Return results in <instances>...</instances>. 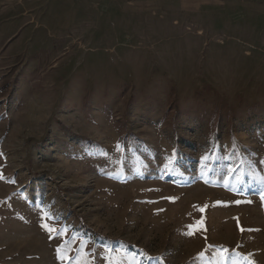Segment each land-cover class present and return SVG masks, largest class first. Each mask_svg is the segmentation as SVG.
Segmentation results:
<instances>
[{"label":"rangeland","instance_id":"rangeland-1","mask_svg":"<svg viewBox=\"0 0 264 264\" xmlns=\"http://www.w3.org/2000/svg\"><path fill=\"white\" fill-rule=\"evenodd\" d=\"M178 4L0 0V264H264V0Z\"/></svg>","mask_w":264,"mask_h":264},{"label":"crops","instance_id":"crops-1","mask_svg":"<svg viewBox=\"0 0 264 264\" xmlns=\"http://www.w3.org/2000/svg\"><path fill=\"white\" fill-rule=\"evenodd\" d=\"M128 1L134 2L136 4H145V5H151V6H157V7L159 6L163 9V8L170 7V6L174 7V4H178V3L180 4V6H183L185 2L189 0H128Z\"/></svg>","mask_w":264,"mask_h":264},{"label":"snow or ice","instance_id":"snow-or-ice-1","mask_svg":"<svg viewBox=\"0 0 264 264\" xmlns=\"http://www.w3.org/2000/svg\"><path fill=\"white\" fill-rule=\"evenodd\" d=\"M0 155H3V154L0 153ZM0 179H3V177L0 176ZM261 198L264 199V194H262ZM201 211H203V209H201ZM42 219L47 220V219H49V217H47V215H45L42 217ZM41 227L44 228L45 231L49 232V234H51L54 231H57V229L50 227L48 224H42ZM189 227H192V226H189ZM189 234H191V233H189ZM105 259L108 260L109 264H114V262L112 261V259L110 257L106 256ZM85 264H87V262H85Z\"/></svg>","mask_w":264,"mask_h":264}]
</instances>
